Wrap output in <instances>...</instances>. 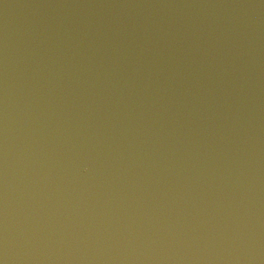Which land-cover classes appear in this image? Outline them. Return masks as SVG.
<instances>
[{"label":"water","instance_id":"95a60500","mask_svg":"<svg viewBox=\"0 0 264 264\" xmlns=\"http://www.w3.org/2000/svg\"><path fill=\"white\" fill-rule=\"evenodd\" d=\"M74 0H0V264H59L58 173Z\"/></svg>","mask_w":264,"mask_h":264}]
</instances>
